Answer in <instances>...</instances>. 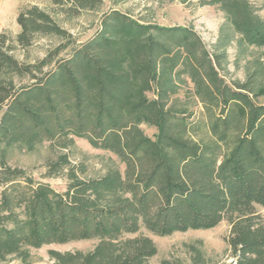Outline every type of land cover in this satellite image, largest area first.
Instances as JSON below:
<instances>
[{"label":"trees","instance_id":"1","mask_svg":"<svg viewBox=\"0 0 264 264\" xmlns=\"http://www.w3.org/2000/svg\"><path fill=\"white\" fill-rule=\"evenodd\" d=\"M48 1L75 14L101 4ZM209 2L218 3L245 41L264 44V18L251 0ZM16 17L18 33L0 34V262L16 258L29 264L31 249L94 239L87 251L48 253L56 264H152L158 251L142 230L163 236L226 220L232 262L264 264V101L249 105L234 95L235 107L210 126L216 141L205 144L188 137L179 111L157 117L151 112L150 47L167 44L204 58L192 29L140 23L111 9L103 13L96 34L76 44L38 5ZM36 33L67 43L35 63L17 60L12 52L28 47ZM253 95L264 100V86ZM143 125L156 133L148 135ZM74 137L112 152L123 170L83 179L68 155L59 154L45 164V176L66 169L68 181L59 191L7 163L10 146L31 149L47 141L66 149ZM190 248L191 264H203L201 250ZM157 264L181 260L163 258Z\"/></svg>","mask_w":264,"mask_h":264},{"label":"rangeland","instance_id":"2","mask_svg":"<svg viewBox=\"0 0 264 264\" xmlns=\"http://www.w3.org/2000/svg\"><path fill=\"white\" fill-rule=\"evenodd\" d=\"M209 1L101 0L95 9H81L75 14L69 11L67 5L58 6L48 0H0V34L5 32L14 37L19 31L16 21L18 12L32 5H38L48 12L61 28L71 34L76 44L93 37L103 13L111 9L127 13L140 23L189 27L202 41L205 57L197 56L194 59L183 48L167 44L151 45L149 57L155 65V76L148 97L153 104V117H157L159 112L179 111L186 117L188 137L205 144L216 141L210 126L217 117L224 116L227 110L235 107L234 101L230 99L234 95H239L242 99L240 102L245 101L249 105L264 101L253 95V92L264 86V44L255 45L245 41L234 25L229 23L218 3ZM251 1L259 16L264 18V0ZM59 43H67V40L53 34L36 33L28 47H17L12 54L19 61L35 63ZM23 81L27 79L23 78ZM239 85H246L247 88L241 90ZM142 129L150 136L156 133L154 127L143 125ZM6 152L10 166L27 170L34 179L46 181L59 191L65 189L68 181L66 169L56 176H45L46 162L59 154L68 155L70 165L77 169L83 179L101 177L111 168H124V164L112 152L93 148L86 139L79 137H74L73 144L66 149L52 148L49 142L44 141L31 149L10 146ZM258 211L263 214L260 208ZM229 229L228 222L222 220L211 228L178 231L163 236L144 230L142 232L153 239L158 251L150 258L152 264H157L163 258L180 259L181 264H191L190 247L201 250L203 264H233L225 241ZM95 242L94 239H88L46 244L30 250L29 264H56L48 253L50 250L87 251ZM0 264L22 263L14 258Z\"/></svg>","mask_w":264,"mask_h":264},{"label":"water","instance_id":"3","mask_svg":"<svg viewBox=\"0 0 264 264\" xmlns=\"http://www.w3.org/2000/svg\"><path fill=\"white\" fill-rule=\"evenodd\" d=\"M234 264V263H233Z\"/></svg>","mask_w":264,"mask_h":264}]
</instances>
